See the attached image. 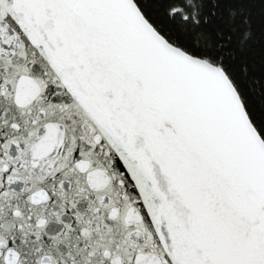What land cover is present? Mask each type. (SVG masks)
<instances>
[{"label":"snow or ice","instance_id":"6c2138e0","mask_svg":"<svg viewBox=\"0 0 264 264\" xmlns=\"http://www.w3.org/2000/svg\"><path fill=\"white\" fill-rule=\"evenodd\" d=\"M0 264H264V0H0Z\"/></svg>","mask_w":264,"mask_h":264}]
</instances>
